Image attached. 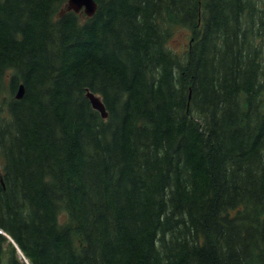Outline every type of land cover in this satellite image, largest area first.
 <instances>
[{"label": "trees", "instance_id": "1", "mask_svg": "<svg viewBox=\"0 0 264 264\" xmlns=\"http://www.w3.org/2000/svg\"><path fill=\"white\" fill-rule=\"evenodd\" d=\"M95 1L0 0V264H264V8Z\"/></svg>", "mask_w": 264, "mask_h": 264}, {"label": "water", "instance_id": "2", "mask_svg": "<svg viewBox=\"0 0 264 264\" xmlns=\"http://www.w3.org/2000/svg\"><path fill=\"white\" fill-rule=\"evenodd\" d=\"M98 9V4L95 0H68L65 5V9L62 10L60 16H63L67 12H74L76 14H84L86 17L90 18L94 16ZM24 95V86L21 85L18 89L16 98L21 99ZM87 98L90 100L93 109L98 111L103 119H107L108 115L105 106L101 98L91 92L87 93ZM19 254L21 251L18 249ZM22 255V254H21Z\"/></svg>", "mask_w": 264, "mask_h": 264}, {"label": "rangeland", "instance_id": "3", "mask_svg": "<svg viewBox=\"0 0 264 264\" xmlns=\"http://www.w3.org/2000/svg\"><path fill=\"white\" fill-rule=\"evenodd\" d=\"M257 2H258V4L261 5V7L264 8V0H257ZM82 15H84V14H82ZM190 37H191L190 32L188 30H185L184 28L178 27V25H175L172 28V35H171V38L169 39V42H168V48L172 52L179 54V55H182L185 53V51L188 48V45L190 43ZM3 96H5V98H7V99L9 98L8 78L5 81V89H4ZM1 103L2 102L0 100V107L2 108ZM1 116H5L4 112L1 113ZM59 223L63 226L71 224L68 213L65 210L61 211V213L59 214ZM3 264H6V262H3Z\"/></svg>", "mask_w": 264, "mask_h": 264}]
</instances>
